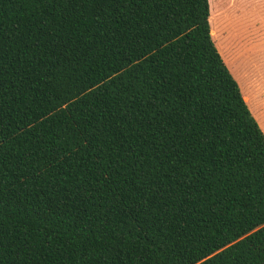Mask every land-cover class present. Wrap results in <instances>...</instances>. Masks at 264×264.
Returning <instances> with one entry per match:
<instances>
[{"label": "trees", "instance_id": "obj_1", "mask_svg": "<svg viewBox=\"0 0 264 264\" xmlns=\"http://www.w3.org/2000/svg\"><path fill=\"white\" fill-rule=\"evenodd\" d=\"M207 0H0V264H264V136Z\"/></svg>", "mask_w": 264, "mask_h": 264}, {"label": "rangeland", "instance_id": "obj_2", "mask_svg": "<svg viewBox=\"0 0 264 264\" xmlns=\"http://www.w3.org/2000/svg\"><path fill=\"white\" fill-rule=\"evenodd\" d=\"M230 1H234L233 6H231L229 0H207L210 12L209 22L211 37L213 38L214 42L217 41L216 27L221 23H224L233 32L241 28L239 27L240 25H238L237 19L239 18L234 16L233 12L236 14L237 11H235V9L239 7L244 10L243 12L245 13V15L242 17V19L245 18V20L249 21V26H247V29H245V34L250 33V36H248V38H250L249 46H251L248 48L249 53H247L246 55H242V53L235 48V39H238L237 34H235L234 36L235 39H231L230 31L226 28L225 25L219 27L218 33L220 39L225 42L226 51L229 55L228 59L231 61V69L233 67L235 68V70H233L235 74L233 75V72L230 70L229 66L224 63L226 68L228 69L234 80L238 81L240 90H244L245 92H247V94L253 101L255 113H257L254 114L255 117H259V119L264 121V27L262 21V17L264 15V0ZM221 2H226L225 6L228 7L225 9H220L221 7H224V4ZM219 45H221L220 42ZM222 48H224L223 45ZM247 59L253 62L252 64L255 66V76L253 74H247L248 66L247 68H245V65L243 64V61H246ZM234 76L236 77V79ZM245 98L248 100L247 95H245ZM248 110L257 122L264 135V123L262 126V124L259 123V121L254 117L249 108Z\"/></svg>", "mask_w": 264, "mask_h": 264}, {"label": "crops", "instance_id": "obj_3", "mask_svg": "<svg viewBox=\"0 0 264 264\" xmlns=\"http://www.w3.org/2000/svg\"><path fill=\"white\" fill-rule=\"evenodd\" d=\"M221 3H223V2H221ZM229 3H231V6H233L234 5V1L233 2H231L230 0H229ZM224 4V7H219L220 9H225V8H227L225 5H226V2H224L223 3ZM229 5V4H228ZM239 6V5H238ZM237 6V7H238ZM208 7H209V4H208ZM235 11H237V13L235 14L234 12H233V15L234 16H236V17H238L239 19H237L238 20V25H240L239 27H241V28H239L238 30H236V31H232L228 26H226L224 23H221L219 26H217L216 27V39H217V41H213V38L211 37V39H212V41H213V43H214V45H215V47H216V49H217V51H218V53H219V55L221 56V58H222V60H223V62L226 64V65H228L229 66V68H230V70L233 72V70H235V68L233 67L232 69H231V61L228 59L229 58V55H228V53H227V51H226V47H225V42L223 41V40H221L220 39V37H219V33H218V31H219V27L220 26H223V25H225L226 26V28L230 31V34H231V39H235V34H237V37H238V39L236 38L235 39V48L236 49H238L241 53H242V55H246L247 53H249V47H251V46H249V40H250V38H248V36H250V33L249 34H245V29H247V26H249V21L248 20H245V18H243L242 19V17L245 15V13L243 12L244 10L243 9H241L240 7L239 8H236L235 9ZM209 16H210V12H209ZM243 20V21H242ZM262 21H263V27H264V15H263V17H262ZM208 22H209V17H208ZM242 22V23H241ZM244 22V23H243ZM209 24H210V22H209ZM209 28H210V26H209ZM247 38H246V37ZM219 42L221 43V45H219ZM222 45H223V47L224 48H222ZM246 62H247V64H246ZM253 62H251L250 60H246V61H243V64L245 65V68H247V66H248V69H247V71H248V73L247 74H253L254 76L256 75L255 74V66L252 64ZM263 63H264V60H263ZM264 70V69H263ZM235 73L233 72V75H234ZM237 76V75H236ZM235 77V76H234ZM235 79H236V77H235ZM236 82L238 83V81L236 80ZM238 86H239V83H238ZM239 89H240V86H239ZM240 92H241V94H242V96H243V99H244V101H245V103H246V105H247V107L250 109V111L253 113V115L254 114H257V113H255V108H254V103H253V101L251 100V98L249 97V95L247 94V92H245L244 90H240ZM245 95H247V97H248V100L245 98ZM254 117H255V115H254ZM256 118V117H255ZM258 121H259V123H261L262 124V126H263V123H264V121L263 120H261V119H259V117H257L256 118ZM263 134V133H262ZM264 136V135H263Z\"/></svg>", "mask_w": 264, "mask_h": 264}]
</instances>
